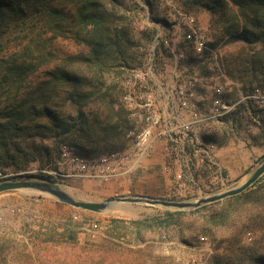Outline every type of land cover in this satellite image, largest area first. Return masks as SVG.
Returning <instances> with one entry per match:
<instances>
[{
    "label": "rangeland",
    "instance_id": "obj_1",
    "mask_svg": "<svg viewBox=\"0 0 264 264\" xmlns=\"http://www.w3.org/2000/svg\"><path fill=\"white\" fill-rule=\"evenodd\" d=\"M137 1L138 12L128 11L127 15L135 20L134 49L139 46L140 51L147 50V64L134 74L126 70L122 75H113L108 84L115 80L122 86L128 78L124 84L134 95L133 108L137 106L136 100L140 102L151 96L161 110L166 111L163 87L192 80L197 85L196 94L200 96L197 100L201 101L199 107L203 113L209 112L215 88L221 87V98L236 106L227 116L229 122L226 117L211 120L199 129L197 137L202 145L198 147L201 149L198 154L189 153L191 144L184 140V145H179L178 149H186L188 157L181 152L167 157V146L176 149L178 144L157 141L151 156L133 161L118 176L108 180L78 177L71 170L73 157L94 162L112 153L131 152L132 138L141 129L142 122L125 99L119 100L129 113L121 141L101 144L89 151V156L87 152L80 154L66 148L53 168L34 167L27 173L44 174L48 176L47 181L59 184L73 198L87 202H104L119 196L197 201L243 184L264 161L263 140L253 139L261 134L263 123L258 117L250 116V110L244 106L247 97L235 89L236 84L226 76L221 62L231 52L244 48V43L227 46L216 42L212 16L189 8L187 0ZM178 11L194 16L212 41L209 53L197 57L189 50L187 59L176 68L166 43L178 44L181 39L182 30L175 21ZM42 30L35 22L25 24L10 37L12 50L23 54L22 47L30 44L29 40H35L27 52L28 57L35 58L37 48L46 44L42 41L51 37L42 34ZM50 42L47 50L59 56L85 51L70 40L59 38ZM154 52L163 54L162 66L160 60L153 59ZM138 73L142 74V79L136 77ZM250 98L259 109L264 108L263 92L258 91ZM240 109L247 111L243 119L237 115ZM178 174L182 175V181L177 178ZM12 176L15 173L5 177ZM5 177H0V181ZM184 183L186 186L182 187ZM259 187L239 199L229 198L199 212L191 211L195 213L182 217L178 223L170 219L169 233V230H155L149 223H135L152 218L167 220L166 210L162 208L131 205L95 214L76 210L45 195L20 191L0 194V264H211L214 255L230 253L227 249L236 250L238 243L248 255L253 251L264 254L260 229L263 225L257 226V220L252 218Z\"/></svg>",
    "mask_w": 264,
    "mask_h": 264
},
{
    "label": "trees",
    "instance_id": "obj_2",
    "mask_svg": "<svg viewBox=\"0 0 264 264\" xmlns=\"http://www.w3.org/2000/svg\"><path fill=\"white\" fill-rule=\"evenodd\" d=\"M186 3L212 16L216 42L227 46L244 43V48L231 52L221 64L235 89L247 97L244 106L250 116L263 123L261 134L253 139L264 143V108L259 109L250 98L258 91L264 93V0ZM139 6L137 0H0V177L15 173L2 181L48 180L44 174L27 172L34 167L53 168L66 148L89 156L101 144L123 139L129 113L119 100L129 93L124 84L128 78L122 86L115 80L108 84V79L126 70L134 74L147 64V50L134 49L135 20L127 15L128 11L138 12ZM32 22L42 26V34L51 35L50 40L42 41L45 45H38L35 58L27 56L35 40L22 47L23 54L9 44L12 34ZM59 38L73 41L85 51L59 56L54 48V52L47 50L46 45ZM159 64L162 66V60ZM256 187L252 218L257 226L263 225L264 240V176L247 192L229 200ZM214 205L217 203L195 212ZM195 212L166 210L167 220L135 223H149L164 232L172 226L170 219L178 223ZM239 244L236 250L227 249L231 254L214 255L211 264H264V254L253 251L248 255Z\"/></svg>",
    "mask_w": 264,
    "mask_h": 264
},
{
    "label": "built area",
    "instance_id": "obj_3",
    "mask_svg": "<svg viewBox=\"0 0 264 264\" xmlns=\"http://www.w3.org/2000/svg\"><path fill=\"white\" fill-rule=\"evenodd\" d=\"M175 21L182 30L181 39L178 44L170 45L169 42L166 44L169 49V57L174 60L177 68L179 62L187 59V51L190 50L197 57L210 51V41L207 33L199 26L194 16L178 11ZM152 57L153 59H162L163 54L154 52ZM136 77L142 79V74L138 73ZM196 86L192 80H187L184 83L178 82L163 87L166 96V111L161 110V106L151 96L140 102L136 100L137 106L133 108L134 95L129 92L124 99L142 122L141 129L135 132L132 138L131 152L124 155L112 153L94 162L73 157L70 160L72 172L78 177L108 180L120 175V171L124 167H129L133 161H137L142 156H151L154 150L153 145L157 141L177 143L176 149L167 146L171 155L181 152L182 155L188 157L186 149L183 147L178 149L179 145L183 146L184 140H187L191 144L188 145V152L198 154L201 151L198 147L202 145L201 139L197 137L199 129L211 120H221L227 117L236 106L224 101L220 96L223 89L216 87L215 95L210 101L209 112L203 113L199 107L201 101L196 100ZM237 115L243 119L247 116V111L240 109ZM190 148L191 150H189ZM166 170L169 171L170 168L166 166ZM177 178L181 180L182 175L178 174ZM181 186L184 187L186 184Z\"/></svg>",
    "mask_w": 264,
    "mask_h": 264
},
{
    "label": "water",
    "instance_id": "obj_4",
    "mask_svg": "<svg viewBox=\"0 0 264 264\" xmlns=\"http://www.w3.org/2000/svg\"><path fill=\"white\" fill-rule=\"evenodd\" d=\"M264 176V161L258 166L252 176L243 184L197 201H180L174 199L156 198L150 196H119L104 202L81 201L70 196L55 182L40 179H16L0 182V194L20 191L29 194H39L54 198L58 202L76 210L102 214L114 210L125 209L131 205H142L162 208L170 211L191 212L232 197L239 196L249 190Z\"/></svg>",
    "mask_w": 264,
    "mask_h": 264
},
{
    "label": "crops",
    "instance_id": "obj_5",
    "mask_svg": "<svg viewBox=\"0 0 264 264\" xmlns=\"http://www.w3.org/2000/svg\"><path fill=\"white\" fill-rule=\"evenodd\" d=\"M198 94V93H197ZM200 96H199V94L197 95V98H196V100L197 99H200L199 98ZM197 101H199V100H197ZM227 118V117H226ZM228 119V122H229V117L227 118ZM229 125V124H228ZM228 125H226V126H228ZM199 133V132H198ZM171 155V153H170V151H169V149L167 150V153H166V156L168 157V156H170ZM172 156V155H171Z\"/></svg>",
    "mask_w": 264,
    "mask_h": 264
}]
</instances>
